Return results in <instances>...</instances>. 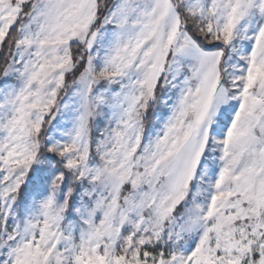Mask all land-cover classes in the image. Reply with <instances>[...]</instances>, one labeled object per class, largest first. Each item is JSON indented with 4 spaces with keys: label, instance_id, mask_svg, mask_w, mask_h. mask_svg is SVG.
Instances as JSON below:
<instances>
[{
    "label": "snow or ice",
    "instance_id": "6c2138e0",
    "mask_svg": "<svg viewBox=\"0 0 264 264\" xmlns=\"http://www.w3.org/2000/svg\"><path fill=\"white\" fill-rule=\"evenodd\" d=\"M0 264H264V0H0Z\"/></svg>",
    "mask_w": 264,
    "mask_h": 264
}]
</instances>
